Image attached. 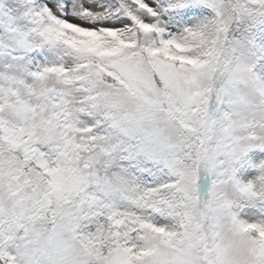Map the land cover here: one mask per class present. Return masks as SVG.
I'll use <instances>...</instances> for the list:
<instances>
[{
    "label": "snow or ice",
    "instance_id": "snow-or-ice-1",
    "mask_svg": "<svg viewBox=\"0 0 264 264\" xmlns=\"http://www.w3.org/2000/svg\"><path fill=\"white\" fill-rule=\"evenodd\" d=\"M0 264H264V0H0Z\"/></svg>",
    "mask_w": 264,
    "mask_h": 264
},
{
    "label": "trees",
    "instance_id": "trees-1",
    "mask_svg": "<svg viewBox=\"0 0 264 264\" xmlns=\"http://www.w3.org/2000/svg\"><path fill=\"white\" fill-rule=\"evenodd\" d=\"M249 155H251V154H249ZM251 174V173H250Z\"/></svg>",
    "mask_w": 264,
    "mask_h": 264
}]
</instances>
